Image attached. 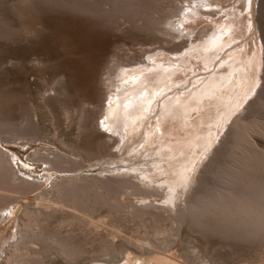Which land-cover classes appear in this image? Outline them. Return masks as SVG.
<instances>
[{
	"label": "rangeland",
	"instance_id": "rangeland-1",
	"mask_svg": "<svg viewBox=\"0 0 264 264\" xmlns=\"http://www.w3.org/2000/svg\"><path fill=\"white\" fill-rule=\"evenodd\" d=\"M103 1L105 0H0V126L5 125L4 129L0 128V149L8 155L10 165H14L13 169L18 172V177L20 176L21 179L38 185L34 186L29 193L22 195L20 200L9 208L7 216L0 220V253L4 254V250L7 249L9 244L18 240V230L22 218H27L25 211L33 208L34 212L37 211L39 215L38 220L36 219L35 222L37 225L33 223L34 230H43V232L53 234L55 237L60 236L57 240H60L61 237L62 240L68 238V241H71L70 245L73 243L74 246L77 245L83 249V256L77 257L78 259L76 258L70 263L71 260L68 262L69 260L67 261L62 258L61 254L59 255V250H56L58 248L56 242V248H54L52 247L54 242H48L47 244L32 240L28 243L26 249L27 253H32H30L32 256L29 254L31 264L39 259L40 264H99L96 262L99 260L106 261L107 259L106 262L109 264H126L124 263L126 253L135 254L133 251V249L135 250L134 245L138 244H141L140 247L145 245V249L142 248L144 249V256L157 254L155 256L161 261L173 264H264V234L255 239L251 238L252 240L248 239V241L243 238L238 239L227 236L224 238L215 233L212 234L213 232L208 234L209 231L205 232L203 227L199 229L192 226L190 220L179 221L177 210L182 206L184 207V202L188 199V195L193 193L196 184L190 187V181H188L186 183L187 187L184 185L183 188H179L178 199H181V202L177 203V206L180 205L179 207L165 203L164 195L168 194L169 191L164 189L165 185L161 183L168 179L167 176L171 175L169 174L171 171L167 168L168 164L164 159L165 156L160 158L161 154L159 152L163 144L165 146L169 145L171 139L180 142L181 139H187L192 135L197 138L196 132L198 134V130H200L201 139L206 133L204 131L207 130L201 128L202 125L200 124V127L196 125L195 129L192 128V125L190 126L191 121L189 124L185 123L189 120L186 118L187 113L184 112V116L183 111H177V114L180 113L178 115L172 112L165 113L168 107L171 108L168 105L171 96L186 94L192 92L193 89H198L199 84L197 81L199 79L208 76L214 71L215 66L225 60L229 54L239 49L242 52H259L261 59H263L264 0H252L253 4H250L249 0H212L218 4L220 3L221 6H214V8L206 10L205 12L209 13L210 16L200 14L197 18H194V33L187 36L183 35V37L178 34V38L167 35L164 31L166 27L163 26L165 25L164 22H167V19L171 17L170 15L178 13L179 9H186L188 6L186 0H134L138 4V13H143L135 18L137 19L135 22L133 21L134 18L133 20L131 18V12H128L126 2H122L125 3V8L120 2L117 4L120 3L122 8L117 4L113 8L112 3L105 4L106 2ZM130 1L128 0V2ZM84 4L87 5L86 7L94 5V11L84 10L82 8V6H85ZM95 5L100 7L96 8ZM222 8L224 10L217 13ZM111 10H117L119 14V17L115 19L116 22L112 21L115 17L110 19ZM184 10L183 14L188 15ZM235 10L237 16L233 15V17L237 19L228 16L229 13H233ZM104 12H109L110 16ZM108 17L110 22H108ZM154 17L160 19L157 21L158 23L161 22L159 27H162L164 32H156L143 27L147 19H155ZM242 17L246 19L241 25L239 20ZM230 18L231 20L236 19V22L238 21L239 26L237 25V27L241 26V30H237V32L240 31L237 41L221 52L220 56L214 57L213 65L209 68L202 63L203 58H192L191 61L195 65H191V62H189L186 68H183L177 74L175 85L173 84L167 92H164L161 97H158L150 105L152 109L149 108L148 112L141 118L139 128L130 130L133 132L132 135L130 131L126 132L125 128H120V135L116 134L118 127L111 132L106 131L101 126V120H103L101 117L105 108L104 103L107 104L105 102L107 88L104 79L114 73V71H111L113 65L111 61L113 59H118L119 62H124L123 64L144 61L151 54L157 53L160 48L167 50L172 48V50L181 49L182 52H185L195 41L198 30L213 25L216 21H228ZM170 19H174L173 21L178 20L174 16ZM179 19L182 20V17ZM184 26H187V24L184 23ZM172 33L177 34L176 31ZM202 38L205 37L202 36ZM197 43H200V41ZM180 44L184 46H180ZM175 47L176 49H174ZM260 69L261 66L259 67V76L263 74L262 69ZM178 77L180 78L178 79ZM263 82L262 80L256 81L254 89L242 103H245L244 106H247V110L251 112L247 110L245 114L244 111L240 112V116H249H245L247 120H243L242 124L252 123V127L250 126L252 131H243L237 136H235L236 134L231 135L232 137L221 145L225 140L223 136H227V130L230 129L231 120L227 121L221 132L222 134L220 133L208 155L200 161L198 171L208 168L212 160L207 175L205 174V184L209 188L219 187L220 190L222 188L224 190L227 186V180L217 175V173L226 169L230 174L238 176L245 167V161L246 163L248 161V154L252 157V154L256 155V153L264 151V93L262 99L256 98L257 91ZM247 101H250L252 105L249 103L251 106H248ZM165 103L166 107L168 105L167 108H165ZM164 113L167 119L161 117ZM167 114L172 115L169 118ZM173 116L175 117L173 118ZM184 117L188 121L183 119ZM183 122L184 124H182ZM162 123L163 128H165V135H159L161 133L159 132V126ZM202 127L207 128L206 125ZM153 130H158L159 133L157 131L154 133ZM183 131L189 133L186 134ZM128 133L131 135L129 138ZM243 133L246 135L240 136ZM150 136L152 137L151 140H149ZM157 137L159 138L157 139ZM163 137H165V140L162 143ZM153 139L156 141L154 140V142ZM200 146L192 150L193 152L189 148L187 155L190 156L192 153L191 156H193L195 152H198L200 155L195 153L197 156H203L205 151L201 149L203 146ZM144 147L148 148L146 149L147 152L143 149ZM198 149L201 150L198 151ZM216 149H219L220 154L218 153V158L216 155L215 159L213 151H216ZM87 153L91 154L88 155ZM136 155L138 156L136 157ZM43 156L52 159L61 157L60 162L63 160L62 163L64 161L66 163H63L65 165L60 163L59 166L63 168L55 166L52 168L51 164L42 161L41 157L43 158ZM180 157L182 159V156ZM170 160L173 161V158H170ZM155 163L165 166V169L170 172L166 170L164 171L168 173L161 172V174L157 172L159 166L156 167ZM175 164L179 163H174V167L179 168V165ZM77 165L80 167H76ZM128 165L135 170L127 173L125 167L122 166ZM119 167L122 168V171ZM115 168H119V170ZM147 169H150V173L155 172L154 177L157 176L155 177L157 181H162H155L157 184L150 181L142 183L144 181L141 180L142 176L139 171H146ZM14 170L13 172H15ZM131 173L132 176L129 177ZM135 173L139 178L141 176L140 180ZM93 174L104 185L97 184L100 188L96 186V191L94 188H90L93 199L91 198L89 205L93 210L92 212L88 211V213L84 210L87 213L86 215L84 213V215L88 218H82L84 217L81 213L83 210L78 211L82 215H75L76 218L74 214L77 211L73 209L76 211L73 212L72 210L74 205L72 206L71 201L66 199L69 197L63 193L65 194L64 198L62 192L57 190L55 186L71 178L81 179L86 177L85 179L88 180L84 184L89 188L93 184ZM125 174H128V176ZM34 175L39 178H33ZM116 183H119L118 187H115L117 186ZM84 184L82 185L85 186ZM159 184L161 185L158 186ZM204 187H199L201 192L205 190ZM73 188L76 189L78 186ZM119 188L121 189L119 190ZM68 189L66 188L67 191ZM97 193L110 195V197L106 196L109 202L116 199L118 201L116 200V204L112 202L109 205L102 202L97 204L96 201L97 205H94L95 195L97 198L99 197ZM145 193L150 198L145 197ZM147 194L146 196H148ZM144 198H146V201L148 199L150 204L152 203L153 206L150 207L159 206V208L146 207L145 214H143L141 208L144 207V203L141 199ZM68 200L72 206L71 209L67 205ZM155 232L159 235L157 236ZM150 240L152 246H150ZM155 243L158 245H155ZM107 244H109V247ZM112 244L115 249L111 247ZM108 250H110L109 253H106ZM112 250L117 252L115 251L114 254Z\"/></svg>",
	"mask_w": 264,
	"mask_h": 264
},
{
	"label": "bare ground",
	"instance_id": "bare-ground-1",
	"mask_svg": "<svg viewBox=\"0 0 264 264\" xmlns=\"http://www.w3.org/2000/svg\"><path fill=\"white\" fill-rule=\"evenodd\" d=\"M186 1L188 3V6L186 7L185 10L187 12L186 14H188V15L183 14L184 9L183 10L179 9L180 10L178 12L179 14L176 13V14L170 15L171 16L170 18H172V16H174V17L178 18V20L176 19L175 21H173L174 19H170L168 16L169 19H167V22L166 21L164 22V24L166 26L164 24H162V25H164L163 27H166L164 31L167 35L172 36V37H177L178 34L179 35L181 34L183 37V35L187 36V35L193 34L195 31L194 30L195 26L193 25V23L195 22L194 18H197L200 14L201 15H207L208 14L210 16L209 13L205 12L206 10H209L210 8H214V6H221L220 3L218 4L212 0H186ZM249 1H250V4H253L252 0H249ZM103 2H106L105 4H108L109 2L112 3L113 8L116 7V4L118 2H120V3L126 2L127 6H128L127 7L128 12L129 13L131 12L130 15L132 16L131 17L132 20L134 18V20H133L134 22L137 20L135 18H138V15L143 14V13H140V14L138 13V11H139L138 7H137L138 4L135 3L134 0H131L130 2H128V0H105ZM120 3H119V5L121 7ZM124 5H125V3L124 4L122 3L123 8L126 7V6L124 7ZM86 6L87 5H85L84 7L82 6V8L84 10H87L90 12H91V10L94 11V9H95L93 7L94 5H88V7H86ZM98 6L99 5H97V7H96V5H95L96 8H98ZM120 7H119V9H120ZM183 8H185V7H183ZM223 10H224V8H222L220 11H217V13H220ZM236 10L233 13H229L228 16H230V17L231 16L233 17V15L237 16ZM114 11L115 10L112 11L113 14L112 13L110 14L109 13L110 11L106 12V13L104 12L108 16L111 15L110 19L112 17H115L114 20L112 19L113 22L115 21V19H117V17H119L117 10L115 11V13H114ZM242 12H243V10H242ZM104 13H103V15H104ZM171 13H172V11H171ZM213 16H215V15H213ZM181 17H182V20L179 19ZM154 18L155 19H153V18L147 19V21H145L146 22L145 25L144 26L142 25V26L149 28L151 30H155L156 32L157 31H163V28L161 27L162 28V30H161V28L159 27V24L161 22L158 23V21H157L160 19H158V18L156 19V17H154ZM233 18H236V17H233ZM110 19L108 17V22H110L109 21ZM236 19L231 20V18H230L228 21L223 20L225 22H223V21L222 22L216 21L214 23L212 22L213 25L206 26V27L198 30L196 32L197 37L195 38V41L192 42L191 46L188 47L187 49L184 47L186 49L185 52H182L181 49L180 50H172L173 49L172 48L171 50H169V49L167 50L165 48L164 49L160 48L157 53L151 54L147 60L138 61V62L135 61V63L131 62L132 64L130 62H128L130 64H128V63L123 64L124 62L122 63L120 61L121 62L120 63L118 61V59H116V60L113 59L115 61L114 62H113V60L111 61L113 63L111 71H114V73L111 72L112 74L108 75L107 77H105L106 79H104V82H105V85L107 88V96H106V101H105V102H107V104L104 103L105 108L103 107L104 108L103 109L104 114L101 117V118H103V120H101V122H102L101 126L103 128H105L106 131H111V132L114 128L118 127L116 130L117 131L116 134L117 133L120 134L119 133L120 128H125L126 132L130 131V130L132 131L133 129H138L140 124H141L140 120L148 112L149 108L151 107L150 105L152 103H154L156 101V99H158V97H161L164 92H167L171 88V86H173V84L175 85V83H176L175 81L177 79V74L180 73L183 68H186V65H188L189 62H191V65H195V63L193 61H191L192 58H199V59L203 58L202 63L204 64V66L209 68L213 65L214 57L220 56V54H222L221 52H223L225 49H227L228 47H230L233 43H235L237 41L238 34L240 32V31L237 32V30H239V29L241 30V26L237 27L238 21L236 22ZM244 19H246V18L242 17V18H240V20L238 19L240 21L241 25L243 24ZM118 20H119V18H118ZM184 23H186L187 26H184ZM151 30H149V31H151ZM167 31H171V32H167ZM173 31H176L177 34L172 33ZM179 35H178V37H179ZM202 36L205 38H202ZM203 40H204V42L201 43V41H203ZM198 41H200V43H197ZM262 41H263V39H262ZM180 46H184V45L180 44ZM263 46H264V44H263ZM174 49H176V47ZM150 52H151V50H150ZM150 52H148V53H150ZM152 52H154V50H152ZM116 61H118V62H116ZM262 65H263V68H262ZM260 66H261L262 73H263V74H261V76H259V67ZM213 70L214 71L211 72L208 76L203 77L197 81V83L199 84V87L197 86L198 89L194 90L192 88L193 89L192 92H189L191 90L190 89L188 91L189 93L179 94V95L173 96V97L171 96V99L169 98L170 100H168L169 101L168 105L171 106V108L173 110L169 111V109H171V108H169L167 105L168 110L166 109L167 111H165V113L166 112H168V113L172 112V113L177 114V111H179V112L183 111L182 113H184V112L187 113L186 118L189 120V122L185 121V123L189 124L191 121L192 123L190 124V126L192 125V128L194 127V129L196 128V125H198L199 127H200V125H202V126L206 125L207 128L201 126V128L207 129L206 131H204L206 133L203 132L204 133V135L202 136L203 138L200 139V137H201V134H199L200 130H198V134L195 130L197 138H196V136L194 137V135H192V136H189L187 139H181L180 142H178V141L176 142L175 140L171 139V141L169 142V145L165 146L163 144L161 150H159V152L161 154V155L159 154L160 158L162 156L163 157L165 156L164 159L166 160V162L168 164L167 168H169L171 172L169 170L165 169L166 167L161 165V164L155 163V165H156V167L159 166V171H157V172L168 173L166 171H169L170 172L169 174H171V175L167 174L168 179L161 183L162 185H165L164 189H167L169 191L168 194L164 195V202L166 201L165 203L174 204V206L179 207L180 205L177 206V203L181 202V199H178V196L180 194V191H178V190H180L179 188H183L184 185H185V187H187L186 183L188 181H190V183H189V186L191 185L190 187H192L194 184L197 185V186L195 185L193 193L191 192L192 194L188 195V199H186V201L184 202V207L182 206L181 208H178L177 216L179 218V221L190 220V223L192 226H195L196 228H199V229H200V227L201 228L203 227L205 229V232L209 231V232H207L208 234L210 232L211 233L213 232L212 234L215 233V234L220 235L224 238L227 236L230 238H238V239L243 238V239L248 241V239H251V238L255 239L257 237H261L264 234V151H260V153H258V154L256 153V155L252 154V157H250V154H248V157H249L248 161H247V163L245 161V167L243 168V171L240 174H238V176L236 174L235 175L230 174V172L227 171L226 169H223V171H220L219 173H217V175L224 177L227 180V183H226L227 186H225L224 190H223V188H222V190H220L219 187L209 188V186H207L205 184L206 175H207L208 169L211 166L210 163L212 164V160L210 161L208 168H206L202 171H198L197 168L200 165L199 164L200 161L203 160L202 158L205 157L206 155H208L210 149L212 148L215 141L219 137L220 133L224 129V126H226L227 121L229 122L231 120L230 126L231 125L232 126L231 127L229 126L230 129H228V130L230 132L227 130V132H228L227 136H223V137H225V140L222 138V140H224V141L222 142L221 145L225 144V142H227L229 140V138L232 137L231 135L236 134L235 136H237L243 131L248 132V130H251L250 128L252 127L251 126L252 123L250 124L249 122H246V123L242 124V122H244L243 120H247L245 118V116H247V117H249V116L248 115L240 116V114L243 111L245 114V112L248 108L247 106L246 107L244 106L245 103L244 104H242V103L245 100V98L248 96V94L254 89L256 81H258V80H262V82L264 81V56H263V59H261L259 52H254V53L242 52V50L239 49V50L235 51L234 53L229 54L227 56V58L225 60H223L222 62H220L217 66H215V69H213ZM180 77H178V79ZM185 92H187V91H185ZM257 92H258V94H257L256 98L262 99L263 93H264V82L262 83L260 89ZM258 99H257V101H258ZM249 103H250V101L249 102L247 101V105L251 106L252 104L250 103L251 104L250 105ZM253 103H255V102H253ZM167 107H166V103H165V108H167ZM222 108H224V109H222ZM151 109L152 108H150V110ZM179 112H178V114H180ZM248 112H250V111H248ZM248 112H247V114H248ZM150 113H151V111H150ZM165 113L161 117H163L164 119L165 118L167 119ZM185 113H184V116H185ZM170 115H172V114H170ZM170 115L167 114L168 117ZM174 117L175 116H173V118ZM164 119H163V121H164ZM175 119H178V118H175ZM183 119H185V117ZM187 119H185V120H187ZM170 121H172V120H170ZM174 122H176V121H174ZM182 124H184V122ZM185 125L189 126L187 124H185ZM193 125H195V126H193ZM4 126H2V127L0 126V128H3ZM163 126H164L163 123L160 124V126H159L160 127L159 132L162 133V134L160 133L159 135H165V130H164L165 128H163ZM98 127H99V123H98ZM168 127H169V125H168ZM3 129H1V130H3ZM99 129H98V131L100 132ZM155 129H157V128H155ZM179 129H180V127H179ZM235 129L238 131H236ZM131 131H130V134L132 135L133 132H131ZM156 131H157V133H159L158 130H156ZM156 131H154V133ZM185 132H186V134L189 133L188 131H185ZM244 134L245 133L241 134L240 136H244ZM131 135H129V133H128V135H127L128 138H129V136L131 137ZM156 135H155V137H156ZM225 135H226V133H225ZM240 136H239V138H241ZM122 137H124V136L122 135ZM158 138L159 137H157V139ZM151 139H152V137L150 136L149 140H151ZM154 140L155 139H153V141ZM164 140H165V137H163L162 143ZM177 143H179V144H177ZM200 145H202L203 147ZM237 145H239V144H237ZM199 146L202 147L201 149L205 151L203 156H199L200 153L195 152V151H194L195 153L199 154L198 156L195 153L193 154V156H191L192 153L191 154L189 153L191 157L189 155H187V151L189 150V148L192 151L194 149H197V147H199ZM165 147H167V148L164 150ZM143 149L146 150L148 148L144 147ZM201 149H198V151H200ZM191 151H189V152H191ZM146 152H147V150H146ZM213 152H214L213 153L214 158L218 153L220 154L219 149H216V151H213ZM87 154L90 155L91 153H87ZM35 155H33V156L35 157ZM137 156L138 155H136V157ZM180 156H182V159ZM187 157H188V159H186ZM57 158H59V159H57ZM170 158H173V161H171ZM175 158L176 159L179 158V159L176 160ZM217 158H218V155H217ZM41 159H42V161H44V163L51 164L53 166L52 168H54V166L55 167H62V166H59V165H61L60 163H62V161H63L62 160L60 162L61 157H56V159H52L49 157L44 158V156H43V158L41 157ZM174 160H176V161H174ZM175 162L179 163V164H175L177 166L179 165L178 166L179 168L174 167ZM63 163H66V161H64ZM241 163H243V162H241ZM67 164H68V162H67ZM63 165H65V164H63ZM13 166L14 165H10V160H9L8 155L6 153H4L3 151H1V149H0V220H2L4 217L7 216V213L9 212V208L11 206H13L17 201H19L20 198L22 197V195L29 193V191H31L32 188H34V186L36 187V185H37L34 183L31 184L30 182H28V180L26 181L23 178L21 179L20 176L18 177V175H17L18 172H16L13 169ZM76 167H80V166L77 165ZM122 167H125V171L127 173L132 172V170H135L134 168H131L130 165L122 166ZM241 167H243V166H241ZM119 168H115V169L119 170ZM148 168H150V167H148ZM120 169H121L120 171H122V168H120ZM13 170L16 173L13 172ZM164 170H166V171H164ZM67 171H71V170H67ZM104 172H106V171H104ZM139 173L142 176V178L140 176L141 180L144 181L142 183L149 182V181L151 183H153L155 181L156 182L162 181V180H160L161 178L158 179L160 181H157L155 179V177H157V176L154 177L155 172L150 173V169L149 170L147 169L146 171L145 170L139 171ZM192 173H193V175H192ZM125 175L128 176V174H125ZM135 175H136V177H138V175L136 173H135ZM209 175H211V174H209ZM118 176H120V175H118ZM131 176H132V173L129 177H131ZM32 177L33 178H39L35 175ZM93 177H94V174H93ZM221 177H219V178H221ZM85 178L86 177L81 178V179L71 178V179L65 180L61 183H58L57 186H55V188L57 190L62 192L61 194L65 193L66 196L69 197L66 199H69L71 201L70 204L72 206L74 205L72 210L75 209L77 211L76 212L73 210V212H76V214H74L71 211L74 214V216L78 215V214L81 216L82 214L78 213V211H82V210H83V212H81V213H83V215L86 211H87V213H88V211L92 212L93 208L91 209L90 208L91 205H89L90 201L93 199L91 196L92 191L90 188H94V190H95L98 187L97 184L101 183V185H104V184H102V181L100 179H97L94 177L92 179L93 180L92 187L88 188L84 184V182L86 180H88ZM140 178H139V180H140ZM13 180H14V183H13ZM16 181L17 182L19 181V182L17 183ZM222 182H223V180H222ZM81 183L84 184L85 186H83ZM161 184H159L158 186H160ZM116 185L117 186H115V185L114 186L118 187L119 183L118 184L116 183ZM120 185H122V184H120ZM204 185H205V187H204ZM70 186H71V188H70ZM72 186L73 187L78 186V188L75 189ZM103 187H105V186H103ZM199 187H204L205 190L204 191L202 190L203 192H201L200 191L201 188H199ZM66 188H69L68 191L66 190ZM98 188H100V187H98ZM70 189H71V191H70ZM120 189L121 188H119V190ZM197 189L199 191H196ZM115 190H116V188H115ZM65 194H63L64 198H65ZM146 194L147 193H145L144 196L147 198L148 197L150 198V196L148 194H147L148 196H146ZM150 194H152V193H150ZM176 194H178V195H176ZM98 195H99L98 198L95 195V198H94V199H96V200H94L95 203L92 201L94 205L96 204V201H97V204H98V202H102V203H106V204L108 203V205H109V203H112V202H115V204H116V202L118 201L116 199L117 201L115 200V201L109 202L108 197H110V195L108 196V195H102V194L97 193V196ZM106 196H108L107 199H106ZM158 196H160V195H158ZM69 200H68V202L67 201L66 202H67V205H69L70 209H71L72 206L69 204V202H70ZM141 200L144 203V207L141 208V211L144 212L143 214H145L144 210H146L145 209L146 207L154 208V209H156L157 207L159 208V206L150 207L153 205H152V203L151 204L149 203L148 199H147V201H148L147 202L146 198L141 199ZM150 202H152V201H150ZM161 202H163V201H161ZM41 206H42V204H41ZM41 206H39V207L42 208L43 206L42 207ZM162 206H165V205H162ZM46 208H48V207H46ZM30 209H27L25 211V216L27 218L26 219L22 218V222H21V224L19 226V230H18V236H19L18 240L9 244L7 249H5L6 252L4 250V254L0 253V264H31L30 259H31L32 253L31 252H30L31 254L27 253L26 249H27L28 243L32 242V240H34V241L38 240L40 242L47 243V244H48V242H54V244L52 245V247H54V248H56V246H55V242H56L57 247H58V248H56V250L57 249L59 250V255L61 254V256H63L62 258H65V260H67V261L69 260L68 262H70V260H71L70 263H72L73 260H75L77 257H80L82 255L83 249L80 246L78 247L76 244H75L76 246H74L73 243H71V245H70L71 241H68V238H66V239L64 238L65 240H62L63 238L61 237L60 240H57L60 236L55 237V235H53V234L51 235L48 232H43V230L42 231L34 230V228H33L34 224L33 223H35L38 220L37 218L39 217V215L37 214V211L34 212L33 208H30ZM90 209H91V211H90ZM168 209L170 210V208H168ZM84 210H86V211H84ZM141 211H139V212H141ZM87 213H85V215ZM146 213H148V212H146ZM39 214L41 215L42 213H39ZM85 215L82 218H86L87 216L85 217ZM47 216L49 217V215H47ZM78 218H80V217L78 216ZM89 219H92V218H89ZM88 221H93V220H88ZM39 222H37V223H39ZM82 222H83V220H82ZM102 223H104V222H102ZM159 225H160V223H159ZM114 232H115V230H114ZM157 232H158V230H157ZM157 232H155V233L158 236L159 234ZM47 233L50 235H48ZM111 234H112V232H111ZM146 235H147V233H146ZM156 235H155V238L157 237ZM150 239H152V238H150ZM52 240H54V241H52ZM149 243H150V246H152L151 240ZM157 243H155V245ZM129 244H131V243H129ZM112 245H111V247H114V245L113 246ZM140 245L139 244L134 245L135 250L133 249V251L135 254H132L131 252L126 253V256L124 258V261H125L124 263H126V264H173V263L161 261L157 256H155L157 254L151 255V256H149V255L144 256L143 250L145 249L144 248L145 245L143 246V244H142L143 247H140ZM107 246L109 247V244H107ZM111 247H110V249H112ZM201 247L203 248V246H201ZM142 248H144V249H142ZM114 249H115V247H114ZM109 251L110 250L106 251V253H109ZM115 251H113V253ZM158 251H160V250H158ZM2 254H3V256L5 255L4 258H2L3 257ZM29 254L31 256H29ZM106 258H108V257H106ZM34 260H36V259H34ZM39 260H36L34 262V264H40ZM106 261L99 260L96 263L109 264Z\"/></svg>",
	"mask_w": 264,
	"mask_h": 264
}]
</instances>
